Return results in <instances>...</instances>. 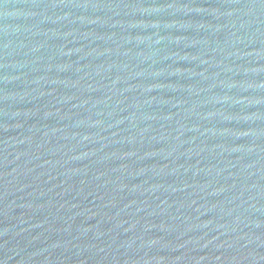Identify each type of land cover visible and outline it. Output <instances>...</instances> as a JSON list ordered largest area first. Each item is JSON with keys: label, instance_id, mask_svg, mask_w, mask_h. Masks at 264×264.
Returning a JSON list of instances; mask_svg holds the SVG:
<instances>
[{"label": "water", "instance_id": "water-1", "mask_svg": "<svg viewBox=\"0 0 264 264\" xmlns=\"http://www.w3.org/2000/svg\"><path fill=\"white\" fill-rule=\"evenodd\" d=\"M0 149L117 264H264V0H0Z\"/></svg>", "mask_w": 264, "mask_h": 264}]
</instances>
